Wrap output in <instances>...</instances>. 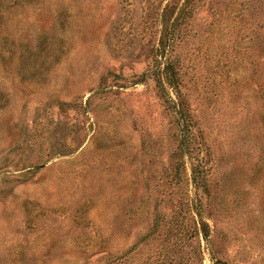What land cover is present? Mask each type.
<instances>
[{"label":"rangeland","instance_id":"374dc122","mask_svg":"<svg viewBox=\"0 0 264 264\" xmlns=\"http://www.w3.org/2000/svg\"><path fill=\"white\" fill-rule=\"evenodd\" d=\"M0 264H264V0H0Z\"/></svg>","mask_w":264,"mask_h":264}]
</instances>
